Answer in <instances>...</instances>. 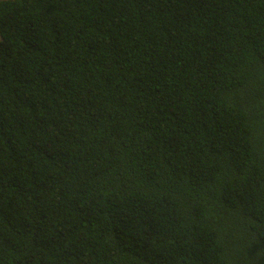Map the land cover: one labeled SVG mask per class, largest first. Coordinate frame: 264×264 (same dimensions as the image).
I'll use <instances>...</instances> for the list:
<instances>
[{
	"label": "trees",
	"instance_id": "1",
	"mask_svg": "<svg viewBox=\"0 0 264 264\" xmlns=\"http://www.w3.org/2000/svg\"><path fill=\"white\" fill-rule=\"evenodd\" d=\"M0 264H264V0H0Z\"/></svg>",
	"mask_w": 264,
	"mask_h": 264
},
{
	"label": "rangeland",
	"instance_id": "2",
	"mask_svg": "<svg viewBox=\"0 0 264 264\" xmlns=\"http://www.w3.org/2000/svg\"><path fill=\"white\" fill-rule=\"evenodd\" d=\"M0 40H1V37H0Z\"/></svg>",
	"mask_w": 264,
	"mask_h": 264
}]
</instances>
